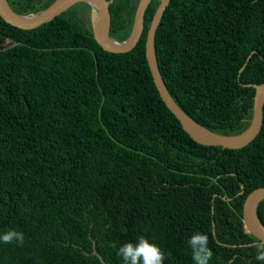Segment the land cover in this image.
<instances>
[{
	"label": "trees",
	"instance_id": "1",
	"mask_svg": "<svg viewBox=\"0 0 264 264\" xmlns=\"http://www.w3.org/2000/svg\"><path fill=\"white\" fill-rule=\"evenodd\" d=\"M54 1L8 0L25 15ZM139 1L110 3L112 38L129 37ZM160 2L124 52L99 44L87 2L30 29L0 15V234L24 233L23 245L0 242V264H103L94 250L123 264L119 247L141 236L164 264H194L187 242L198 231L210 264H264L243 224L247 195L264 185V122L241 148L185 131L146 57ZM155 51L190 117L220 134L250 125L253 84L264 83V0H170ZM257 213L264 224V199Z\"/></svg>",
	"mask_w": 264,
	"mask_h": 264
},
{
	"label": "water",
	"instance_id": "2",
	"mask_svg": "<svg viewBox=\"0 0 264 264\" xmlns=\"http://www.w3.org/2000/svg\"><path fill=\"white\" fill-rule=\"evenodd\" d=\"M113 0H55L46 9L33 14H19L15 12L8 0H0V15L10 24L20 28L30 29L52 20L63 11L78 2H87L92 9L98 12L97 22L94 24V34L99 44L111 52H124L131 50L139 41L145 24V13L151 0H140L134 15L131 33L126 40L118 41L111 37L110 3ZM170 0H161L148 30L146 39V57L152 72L157 89L171 112L180 120L185 131L198 143L205 145H220L228 148H241L254 140L262 129L264 122V83H254L255 95L253 114L250 125L238 134L216 133L190 117L175 101L169 92L161 74L156 51L155 35L158 24ZM250 58V57H249ZM248 58V59H249ZM244 68V67H243ZM242 68V69H243ZM251 85V84H249ZM264 199V185L252 190L246 197L243 205V224L247 232L264 239V224L261 222L257 207ZM93 253L106 264L103 256L94 250Z\"/></svg>",
	"mask_w": 264,
	"mask_h": 264
},
{
	"label": "clouds",
	"instance_id": "3",
	"mask_svg": "<svg viewBox=\"0 0 264 264\" xmlns=\"http://www.w3.org/2000/svg\"><path fill=\"white\" fill-rule=\"evenodd\" d=\"M0 242L4 244L18 243L23 245L24 233L10 229L0 234ZM194 264H210L214 255L209 247V235L195 232L188 239ZM256 249L255 259L264 262V239L260 238L252 245ZM115 247V245H113ZM117 255L122 258L123 264H164L166 253L154 242L146 237H139L136 242L128 241L121 245Z\"/></svg>",
	"mask_w": 264,
	"mask_h": 264
},
{
	"label": "rangeland",
	"instance_id": "4",
	"mask_svg": "<svg viewBox=\"0 0 264 264\" xmlns=\"http://www.w3.org/2000/svg\"><path fill=\"white\" fill-rule=\"evenodd\" d=\"M87 9H88V11L86 12V15H87V16H86V19H87L88 23L91 25V21L89 20V16H88V15H89V14H90V15L92 14V12H93V11H92V7H91V9L88 7ZM89 9H90V11H89ZM89 12H90V13H89Z\"/></svg>",
	"mask_w": 264,
	"mask_h": 264
},
{
	"label": "bare ground",
	"instance_id": "5",
	"mask_svg": "<svg viewBox=\"0 0 264 264\" xmlns=\"http://www.w3.org/2000/svg\"><path fill=\"white\" fill-rule=\"evenodd\" d=\"M88 11V10H87ZM218 229V228H217ZM13 249V248H12ZM114 250V249H113ZM116 257V256H115ZM93 258V257H92ZM96 258V257H95ZM94 259V258H93ZM88 260V259H87ZM121 261V260H120ZM13 264H14V262H13Z\"/></svg>",
	"mask_w": 264,
	"mask_h": 264
}]
</instances>
